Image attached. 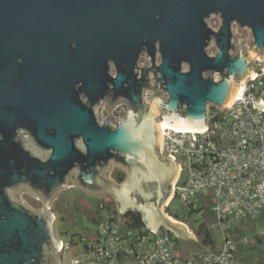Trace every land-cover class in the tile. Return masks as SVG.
Returning a JSON list of instances; mask_svg holds the SVG:
<instances>
[{"label": "water", "instance_id": "water-1", "mask_svg": "<svg viewBox=\"0 0 264 264\" xmlns=\"http://www.w3.org/2000/svg\"><path fill=\"white\" fill-rule=\"evenodd\" d=\"M256 59L264 71V0H0V264H60L45 208L70 187L171 230L185 255L210 254L164 214L181 167L161 157L163 128L207 131L208 107L231 108Z\"/></svg>", "mask_w": 264, "mask_h": 264}, {"label": "built area", "instance_id": "built-area-1", "mask_svg": "<svg viewBox=\"0 0 264 264\" xmlns=\"http://www.w3.org/2000/svg\"><path fill=\"white\" fill-rule=\"evenodd\" d=\"M252 68L257 77L248 80L246 87L241 84L240 96L231 108L224 111L212 107L210 111L208 107L207 131L182 132L170 128L163 131L161 157L172 156L181 167L170 202L177 198L186 210L197 211L202 201L211 196L215 221L210 228L221 236L218 247H206L210 254L180 260L176 256L178 238L171 230L160 227L152 232L144 223L128 228L118 207L113 214L104 210L102 204L103 217L97 230L91 238L81 239L78 255L66 258L76 246L57 235L62 242L60 251L55 252L60 264H243L235 257L237 243L229 233L248 219L257 221L264 215V71L258 59ZM149 92L145 93L144 101L151 106V101L147 102ZM121 106L126 109L115 117L119 120L126 117L128 105L122 102L112 108ZM100 112L102 115V109ZM109 122L116 126L111 116ZM51 209L50 206L48 210ZM188 231L197 238L189 228ZM249 242V238L241 237L242 244Z\"/></svg>", "mask_w": 264, "mask_h": 264}, {"label": "rangeland", "instance_id": "rangeland-1", "mask_svg": "<svg viewBox=\"0 0 264 264\" xmlns=\"http://www.w3.org/2000/svg\"><path fill=\"white\" fill-rule=\"evenodd\" d=\"M235 34L239 37L242 36V31H240L238 28L235 27ZM217 53L216 47L213 45L208 49V54L214 56ZM141 65H145V60L142 59ZM207 78H214V81L219 82L222 79V76L220 74L216 73H208L205 75ZM152 98V92H149L147 102L150 103ZM210 110L212 109V106L209 107ZM216 108V107H215ZM102 116L107 117L108 115V109L106 107H102ZM126 109L125 106H121L119 108H116L112 110L110 113L112 116L119 117L124 113V110ZM111 120H114L111 117ZM113 171H119L126 175L127 179V173L116 166H113ZM110 179H112V174H110ZM125 179V181H126ZM117 185H121L120 183H117L114 179H112ZM124 181V182H125ZM83 198V199H81ZM20 199L22 200V203H24L27 207L31 208L34 211H41L44 209L45 203L43 200L37 198L36 196L31 195L29 192L21 191L20 193ZM81 199V200H79ZM105 199L107 202L113 203V206L116 208L117 201L113 196L110 195H103V194H95L90 195L83 190L77 188V187H70L66 191H61L55 201H53V204L51 206V210H48V208H45V212L53 213L56 217L55 221V229L56 234L66 243H71L73 240L74 242H77V246L73 247L70 252L66 254V258H71L75 255H78L81 252V239L89 238V233H95L97 230V224L92 223L88 220V217L85 214H82L80 212H77L76 216L77 219H74L73 216L68 215V212L65 211V207L68 203H74L76 200H79L76 206L79 207L81 211L88 210H96L98 208V204L100 201ZM165 212L172 216L173 218L184 222L189 230L193 232L194 234L197 232L199 226L205 221V214L202 213H193L191 214L190 211L186 210L181 201L179 199H174L170 202V206L167 209L166 206L164 207ZM164 212V214H165ZM142 215V214H141ZM260 219H262L260 221ZM259 220L254 221L251 219H248L247 222H244L238 227L233 228L232 235H240V232H242V236H245L249 238L251 241H253L257 236L264 234V215L261 216ZM177 222V221H176ZM73 235H76L73 237ZM196 235V234H195ZM240 237V238H241ZM217 239L221 243V236L217 234ZM62 259V256H60Z\"/></svg>", "mask_w": 264, "mask_h": 264}, {"label": "trees", "instance_id": "trees-1", "mask_svg": "<svg viewBox=\"0 0 264 264\" xmlns=\"http://www.w3.org/2000/svg\"><path fill=\"white\" fill-rule=\"evenodd\" d=\"M210 111H212V109ZM112 179L121 184L125 181L126 175L119 171H113ZM79 200H76L73 204L68 203L65 207V211L68 212V215L73 216L74 219H77L76 214L77 212H80L82 214H85L90 222L98 224L100 219L103 217L104 210L113 214L116 213L113 203L109 201L107 202L105 199L99 202L98 208L96 210H90L89 208L88 210L81 211L79 207L76 206V202H78ZM102 204L104 206V210L101 207ZM202 212H204L205 214V221L199 226L197 232L195 233L196 237L198 238L199 244L202 247L216 249L219 242L216 234L210 228L215 221V217L213 213V200L209 195L207 196L206 200L202 201V206L197 211H190L191 214ZM124 217L125 225L128 228H134L143 224V216L141 215V213L128 212ZM89 234V238H91L94 232H91ZM241 234L242 232H240V235L236 236L232 235V233H229V236L232 237L237 243V251L235 253L236 259L243 264H264V234L257 236L253 241L250 240L249 244L247 245L241 243ZM74 236L76 235H73V237ZM71 244L73 246H77V242H74L73 240L71 241Z\"/></svg>", "mask_w": 264, "mask_h": 264}, {"label": "crops", "instance_id": "crops-1", "mask_svg": "<svg viewBox=\"0 0 264 264\" xmlns=\"http://www.w3.org/2000/svg\"><path fill=\"white\" fill-rule=\"evenodd\" d=\"M173 220H175L174 218H172ZM177 221L178 223H182L178 220H175ZM184 224L185 226H187L185 223H182ZM174 233V232H173ZM175 234V233H174ZM196 241L199 242L198 238H195ZM204 249H206V247H203ZM179 250H181V246H180V242H179V239H178V248L176 250V256L180 259V260H189V259H192L194 258L196 255L198 254H201V253H198V252H195L193 250H190L189 254L185 255V253L183 252H180Z\"/></svg>", "mask_w": 264, "mask_h": 264}, {"label": "bare ground", "instance_id": "bare-ground-1", "mask_svg": "<svg viewBox=\"0 0 264 264\" xmlns=\"http://www.w3.org/2000/svg\"><path fill=\"white\" fill-rule=\"evenodd\" d=\"M239 96H240V92H239V94H238L236 100H238ZM236 100H235V101H236ZM235 101H234V102H235ZM164 129H165V128H163V131H164Z\"/></svg>", "mask_w": 264, "mask_h": 264}]
</instances>
